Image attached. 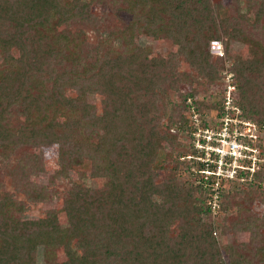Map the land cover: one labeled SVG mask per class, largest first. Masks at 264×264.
Returning a JSON list of instances; mask_svg holds the SVG:
<instances>
[{
  "label": "trees",
  "instance_id": "16d2710c",
  "mask_svg": "<svg viewBox=\"0 0 264 264\" xmlns=\"http://www.w3.org/2000/svg\"><path fill=\"white\" fill-rule=\"evenodd\" d=\"M99 1H109L113 13H129L130 21L102 36V18L92 11ZM231 1L0 0V162L23 147L55 143L60 171L87 158L90 176L107 183L101 188L73 182L61 192L63 228L52 209L24 216L27 204L59 192L51 188L52 176L48 186L31 180L30 170H45L41 155L27 151L10 165L1 163L0 171L25 200L0 191V264H36L39 248L43 264H222L215 226L205 219L212 199L217 216L229 215L230 227L247 231L229 246L233 264H264V224L250 212L255 193L264 190V169L250 177L248 169L237 168L235 178H220L215 186L216 176L203 174L214 163L186 157L179 135L170 130L176 125L190 132L184 111L199 108L194 88L180 86H191L196 76L213 83L230 59L231 40L251 37L248 31L256 28L264 36V0ZM242 3L243 8L235 6ZM73 21L90 25L94 39L82 28L71 29ZM140 32L178 39L189 70H179L177 54H152L149 46L135 43ZM211 40L224 46L214 60ZM13 48L17 54H11ZM230 70L237 90L227 97L223 89L226 110L220 100L209 106L261 129L264 55L233 59ZM171 90L179 100L172 101L164 126L159 102ZM88 94L101 96L99 107L86 101ZM15 108L22 114L20 126L12 123ZM162 141L175 151L173 157L161 149ZM58 246L65 259L54 261Z\"/></svg>",
  "mask_w": 264,
  "mask_h": 264
},
{
  "label": "rangeland",
  "instance_id": "374dc122",
  "mask_svg": "<svg viewBox=\"0 0 264 264\" xmlns=\"http://www.w3.org/2000/svg\"><path fill=\"white\" fill-rule=\"evenodd\" d=\"M213 1H221L222 4H234V2L231 0ZM235 6H237V8H243L244 4H235ZM92 11L97 18H102V21L100 23L102 36H105L107 31L110 29L117 30L119 29V27L125 26L131 18V15L123 10H118L117 13H113L110 8L109 1L95 2V4L92 6ZM224 13L227 14L226 10L224 11ZM252 16L253 14L250 13V17ZM70 28H82L86 33L88 39H94V32L92 31L91 26L88 24H81L77 21H73ZM248 32L251 37L249 36L248 38H235L234 40L230 41L228 46L230 59L228 57L225 58L223 64L220 65L218 78L213 83H204L205 79L196 76L197 79L191 86H180L182 91H188L189 87L190 89L194 88V90L196 91L195 98L199 101V108L192 109V111L190 109L189 111H184L185 116L188 118V124L193 127L190 132L179 129V133V131H177L178 128H176V125L175 127H172L170 129L172 132H176L177 135H179L181 141L180 148L185 150L184 153L187 154L186 157H195L196 160L205 161L207 164L214 163L215 167L212 168V170L216 169V171H218L220 160H218L219 156L218 153L214 151V148H221L220 142L216 140L219 136L218 131L220 132L221 130H223V128L225 127L224 122L230 116L226 113L220 116L219 105H209H211L212 102H216L218 104V101L220 100L221 102L219 101V104L223 109L226 110L227 107H223V102L221 100L223 96V89L227 88V85L230 83L235 85V89L237 90L235 76L230 70L233 59H251L253 56L264 55V36L261 35L260 28H256L255 30L251 29ZM253 38H256V40L259 41V44H256ZM115 39L117 38L115 37L113 42H115ZM133 40L135 43L142 47L149 46L152 49V54H160L162 56H166L169 53L177 54V59L179 60V70H189L188 64L184 59L183 54L180 52L178 39L170 38L163 32L157 33L154 37L147 35L144 32H140L134 36ZM208 48L212 55V60H214L217 56H220L221 52V54L224 53V46L220 40L209 41ZM11 54H17L15 48L12 49ZM66 94L69 96H76V91L66 89ZM178 97L179 96L177 91L171 90L167 96H163V98L160 100L159 104L161 106V112L163 115L160 119L162 125H166V118L170 114L171 103L172 101L177 102L179 100ZM100 98L101 96L98 94H88L86 96V101L93 103L96 107H99ZM187 101H192V98L189 96L187 98ZM234 112L240 114L239 109L235 110ZM230 113H232V111ZM201 116L205 117L206 122H208V126H204L202 124L200 119ZM236 119V122H233L231 120L229 121V124L226 125L225 131L227 134V138H233L237 142H241L242 145H250L251 147L255 148V154L257 158H261L259 160L257 159L254 164H252L253 159H249L248 155L245 156L246 158L241 160L240 164L244 166V170L248 169L245 166L251 167L250 169H248L251 177L252 173L254 172L253 170L256 171L257 169H264V148L261 145L264 140V126L260 129L252 120L243 119L240 118V116H238ZM59 120L64 121L65 119H63V117H60ZM245 120L254 124L255 129L253 130L252 128H249L248 125H245L243 123V121ZM22 121L23 118L20 110L18 108H15L13 110L12 123L15 126H20ZM258 138H261V140H258ZM224 148H229V145L225 144ZM161 149L168 154V158H171L175 155V151L165 141H162ZM193 149L195 151H193ZM237 150L238 149H236V152ZM27 151L31 153L38 152L41 155V159L45 167V170L43 171L30 170L31 180H34V182H41L48 186L49 180L52 176L54 183L52 184L51 188H55L59 191L58 193L53 195L52 198L45 202L27 204V210L24 212V216L27 218H36L39 216H43L45 212L52 209L55 210L60 225L65 228L67 227V219L64 208L62 206L61 192L65 189L70 188L73 182L84 186L88 185L91 187L101 188L106 187L107 183L105 178L90 176L91 162L87 158L76 159V163H74L65 171H60L55 143L44 145L41 148L35 150L31 147H23L20 152L16 153L17 155L9 158L7 161L2 160L0 164L3 163L4 165H10L14 158H19L22 152ZM246 152L249 154L251 153L249 149H247ZM200 153H203V156L200 155ZM246 159L250 161L247 163L244 162ZM160 163L161 161L159 160L156 165H159ZM206 169L211 168L206 167ZM209 171H205V173L203 174L208 175L207 172ZM160 176H163L162 172H160ZM239 180L241 181V179ZM195 183H197V181H195ZM0 191L14 193L19 200H25V195L23 193H15V187L10 176L3 170L0 171ZM211 203V213L206 215L205 219L208 220L207 222L213 223L215 226L213 233L221 249L219 261H221L222 264H233V257L228 253L229 246L245 239L247 237V231H245V229L234 230L232 227H230L228 225L231 218L229 215L221 214L217 216L219 214H217V199H212ZM250 212L252 215L259 218L261 223L264 224V190L257 191L255 193V198L250 203ZM52 259L54 261H61L65 259V255L61 246H58L56 248V251L52 255ZM36 264H43L40 248L36 256Z\"/></svg>",
  "mask_w": 264,
  "mask_h": 264
},
{
  "label": "built area",
  "instance_id": "2783aa9c",
  "mask_svg": "<svg viewBox=\"0 0 264 264\" xmlns=\"http://www.w3.org/2000/svg\"><path fill=\"white\" fill-rule=\"evenodd\" d=\"M222 53V52H221ZM220 53V54H221ZM235 90V85L233 84H228L227 88H226V95L227 97H229V95H231V92H233ZM230 99L228 98V100H226V104H229ZM233 121L236 122L237 119L236 118H231L228 117L227 120H225L224 124L225 127L223 128V130H221L220 132L218 131V137L216 140H218L220 142L221 148L219 147H215L214 151H216L218 153V160H220V164L218 165V171L215 170H205V171H209L207 172L208 175L210 174H214L216 176L215 181H214V185L217 186L219 179L220 178H232L235 177L236 175V169L237 168H241L244 169V166L242 164H240L241 160H243L244 158H246L245 156L248 155L249 159H253L252 164H254L257 159H261V158H257L256 154H255V148L251 147L250 145L247 146V144H241V142H237L235 139H230L227 138V134H226V125L229 124V121ZM243 123L245 125H248L249 128H252L253 130L255 129L254 124L248 122V121H243ZM210 137V136H208ZM229 145V148L225 149L224 146ZM235 148V149H234ZM236 149L237 152H236ZM249 149V151L252 153H247L246 150ZM226 157H230L229 161H226ZM225 160V161H224ZM246 168L250 169V166H245ZM217 168V167H216ZM220 170V171H219ZM204 171V172H205Z\"/></svg>",
  "mask_w": 264,
  "mask_h": 264
}]
</instances>
